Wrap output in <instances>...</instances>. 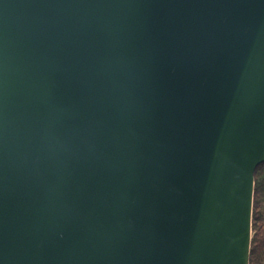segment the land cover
Here are the masks:
<instances>
[{
  "label": "water",
  "instance_id": "95a60500",
  "mask_svg": "<svg viewBox=\"0 0 264 264\" xmlns=\"http://www.w3.org/2000/svg\"><path fill=\"white\" fill-rule=\"evenodd\" d=\"M264 0H0V264H250Z\"/></svg>",
  "mask_w": 264,
  "mask_h": 264
},
{
  "label": "trees",
  "instance_id": "16d2710c",
  "mask_svg": "<svg viewBox=\"0 0 264 264\" xmlns=\"http://www.w3.org/2000/svg\"><path fill=\"white\" fill-rule=\"evenodd\" d=\"M250 264H264V163L255 171Z\"/></svg>",
  "mask_w": 264,
  "mask_h": 264
}]
</instances>
